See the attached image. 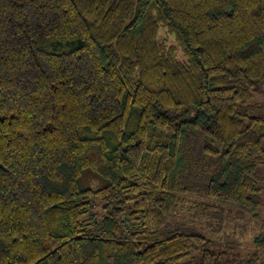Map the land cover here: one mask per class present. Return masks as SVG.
<instances>
[{"label": "trees", "instance_id": "16d2710c", "mask_svg": "<svg viewBox=\"0 0 264 264\" xmlns=\"http://www.w3.org/2000/svg\"><path fill=\"white\" fill-rule=\"evenodd\" d=\"M263 210L264 0H0V264H264Z\"/></svg>", "mask_w": 264, "mask_h": 264}, {"label": "rangeland", "instance_id": "374dc122", "mask_svg": "<svg viewBox=\"0 0 264 264\" xmlns=\"http://www.w3.org/2000/svg\"><path fill=\"white\" fill-rule=\"evenodd\" d=\"M195 198V197H194ZM194 198L193 199H191L190 200V202H192V203H194L193 201H194ZM196 199V198H195ZM198 199L199 200H202V198L201 197H198ZM198 199H196V201L195 202H199V200ZM232 217H231V219L229 218V220H230V222H231V220H233V222H234V227H235V231H236V229H240V227H243L242 228V230L239 232V233H241V238H243L244 240H242V242H241V247H242V250L243 251H245V252H253V250L255 249V247L253 246V242H251L250 241V239H247L248 238V236L246 237V236H244V234L245 233H247V231L250 229V224L249 223H247V225H245V223H242V221H244V220H246L244 217H240V212H237V216L235 217V216H233V215H231ZM262 221H264V210H263V213H262V215H261V218H260V220L258 219L257 220V222H256V224H255V222H254V226L252 227V229L250 230V232H249V235L251 236V235H256V234H258L261 230H260V227L259 226H257V223L258 224H260V223H262ZM231 227V226H230ZM244 227H248V229H245ZM255 229V230H254ZM184 231L185 232H187V233H203V234H207L208 235V233L205 231V229H203V228H199V227H194V225L193 224H189L188 225V228H187V230L186 229H184ZM233 232V233H229V236H228V238H227V240H229V239H234L235 237H236V235L237 236H239L238 234H237V232ZM249 236V237H250ZM241 247H240V249H241ZM241 250V251H242ZM242 251V252H243ZM261 261H263V263H264V259H262V260H260L259 262H261Z\"/></svg>", "mask_w": 264, "mask_h": 264}]
</instances>
